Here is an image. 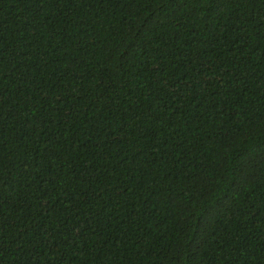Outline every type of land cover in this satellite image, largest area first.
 I'll return each instance as SVG.
<instances>
[{
    "label": "trees",
    "instance_id": "trees-1",
    "mask_svg": "<svg viewBox=\"0 0 264 264\" xmlns=\"http://www.w3.org/2000/svg\"><path fill=\"white\" fill-rule=\"evenodd\" d=\"M0 264H264V0H0Z\"/></svg>",
    "mask_w": 264,
    "mask_h": 264
}]
</instances>
